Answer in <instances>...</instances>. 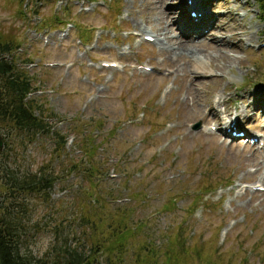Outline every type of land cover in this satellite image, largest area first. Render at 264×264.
<instances>
[{"label": "rangeland", "instance_id": "1", "mask_svg": "<svg viewBox=\"0 0 264 264\" xmlns=\"http://www.w3.org/2000/svg\"><path fill=\"white\" fill-rule=\"evenodd\" d=\"M67 1V10L65 3L56 8L66 22L63 27L46 28L53 30L46 40L35 28L44 22L41 16L48 12L47 5L41 15L24 20L17 16V0H0V35L16 37V44L23 41L22 51L36 58L34 84L39 83L41 91L32 98L43 104L52 132L18 152L17 159L23 160L25 168L31 161L35 169L42 160L58 168L61 160L67 164L81 159L77 145L81 132L96 137L99 147L94 160L102 158L97 163L103 175L95 183L96 191L100 197L119 198L105 203L112 211L133 210L130 222L140 224L126 238L127 251L117 264L140 263L135 253L139 242L147 244L150 264H163L161 250L170 245L168 236L176 235L180 226L184 264H264V150H257L260 144L228 138V128L225 132L208 104L193 117L195 103L208 100L220 118L227 117L228 122L235 115L240 130L264 140V14L256 0L229 2L237 9V18L252 26L253 45L244 37L239 50L220 48L211 36H222L227 42L224 36L229 38L230 32L224 22L214 23L219 12L214 7L209 13L207 5L202 22L208 25L204 32L210 37L203 43L214 48L196 39L187 46L197 52L190 61L177 57L180 51L174 48L167 53L165 40L164 44L144 40L148 32L156 35L166 26L172 44L179 35L196 34L201 24L191 19L188 0H183L185 5L182 0H93L96 4L87 6V12L77 0ZM219 9L228 14L226 4L223 7L221 2ZM225 21L231 24V17ZM67 25L71 27L63 37L58 32ZM90 34L97 39L92 43L95 53L84 47L90 42H82ZM103 62L110 66H100ZM194 67H204L206 73L198 75ZM192 82L200 85L198 92L191 90ZM203 111L210 115L208 119ZM198 123L200 128L194 130ZM1 165L0 161V177ZM79 178L68 175L48 191V198L27 196L21 203L28 206L27 212L14 209L24 226L22 246L27 255L52 262L75 252L88 256L94 230L78 219L82 201L76 204L73 199ZM227 181L232 184L226 186ZM209 186L214 190L205 193ZM128 194H134L133 200L125 201ZM171 197L176 202L167 207ZM105 210L92 211L97 222L99 212ZM104 217L102 231L107 232L112 216Z\"/></svg>", "mask_w": 264, "mask_h": 264}, {"label": "trees", "instance_id": "2", "mask_svg": "<svg viewBox=\"0 0 264 264\" xmlns=\"http://www.w3.org/2000/svg\"><path fill=\"white\" fill-rule=\"evenodd\" d=\"M40 1H44L49 6V11L45 14H42V10L37 8V3ZM17 2V10H19V16H17L22 19L20 16L23 15V5L26 0H17ZM55 2L56 0H28L26 6L33 14H42L41 17H45L41 24L43 26L62 24V19L52 10ZM256 2L264 8V0H256ZM14 29L16 28L14 27ZM11 37L0 35V134L5 148L0 151L1 168L3 169V174L0 177V264H117L121 256L127 251L126 238L131 237L132 231L135 229L133 225L138 228L139 222L133 225L130 222L133 210L122 208L115 211L110 210L111 205L105 202H108L107 199L110 200L112 196L100 197L96 191L95 183L100 182L103 177L99 173L97 163L102 158L94 160L95 152L99 147L96 144V137L81 132V138L77 141L82 152L81 159L72 163L68 160L67 164L61 160L58 168L56 165L52 166L50 161L44 163V160L35 165V169H33V163L25 168L23 167V160L17 159L18 152H25L29 145L36 143L37 138L45 137L51 132V129L44 119V110L37 103V100L27 99L28 93L36 87L32 78L16 66L14 52L20 44L15 43L16 37ZM26 61L29 62L30 57H27ZM58 135L59 133L56 134V136ZM80 141H84V143L81 144ZM61 150L62 148L58 151L61 152ZM83 158L86 159L85 163L82 162ZM72 173L80 177L76 182L77 186L73 199L76 204H78L79 199L82 201L83 208L80 210L81 214L78 219L84 220V224L89 223V226L91 224L94 230L91 234V248L87 247L91 251H86L88 256H85V253L75 252L54 262L35 259L24 252L21 236L24 226L18 219V211L14 209L27 212L28 206L21 204L27 196L42 194L48 198V191L55 184L64 183L68 175ZM222 179L224 178L222 177ZM212 189L211 186L206 187L204 192H210ZM134 194L127 196L133 200ZM112 198L119 199L116 196ZM174 202H176L174 197L169 198V202L166 203L167 207L174 205ZM106 206L109 208L108 211L105 210ZM126 206V204L123 205V207ZM97 209L105 210L99 212V222L95 220L92 214V211ZM109 214L113 217L108 220L110 230L106 229L107 232H103L102 227L105 228L103 226L104 216ZM182 228L183 226H180L177 229L176 235L168 236L170 241L167 242L170 245L161 250L164 256L163 264H184L182 258L185 254H182L181 251L185 252L186 248H184L185 239L181 237ZM101 232L104 233L101 234L102 238L98 236ZM106 238L107 240H105ZM137 245L139 246L135 253L140 259L138 264H150V257L145 253L147 244L139 242ZM178 248H182V250ZM192 251L195 250L192 249ZM91 253L93 260L90 259ZM100 257H103V260H99ZM95 260L96 262H94ZM133 264L137 263L134 262Z\"/></svg>", "mask_w": 264, "mask_h": 264}, {"label": "bare ground", "instance_id": "3", "mask_svg": "<svg viewBox=\"0 0 264 264\" xmlns=\"http://www.w3.org/2000/svg\"><path fill=\"white\" fill-rule=\"evenodd\" d=\"M221 2L223 3V7H225V4L227 5V7L229 9V10H227L228 14H226V13L219 14L214 23L217 24V23H220L221 21L224 22L225 30L230 32V37L227 38V36H224V39L228 40L227 42H223L222 36H219V37L211 36V37L212 38L214 37V40L216 42H219V44L221 45L220 48H226L227 46H232L233 51L239 50L240 47L242 46L243 42H244V39H243L244 37L250 42L253 41L252 35L250 33V29L252 28V26L249 25L248 20H243V19L237 18V9H233L230 6V4H229L230 0H220L219 2H217V5L220 6ZM195 7L198 9V11H201V8L204 9V7H201V8H199L198 6H195ZM176 10H177V8H175V11ZM180 15H182V13H179V16ZM200 15H201L200 21H203L207 15V11L203 10ZM228 15L231 17V20H232L231 24H228V22L225 21V17ZM175 24H177V19H175ZM158 30H159V32L156 35H152L149 32L147 34H150L151 36H153L155 38V40L157 41V43H159V44H164V40H165L166 42L169 43L168 46L166 47L167 53L171 54L172 53L171 48H174V52L180 51V53H179V55H177V57L185 56V58H187L188 61L192 60V58H194L195 54H197L196 51H194L192 49H190V51H189V48H187V46H189L191 43L194 44V41L196 39L199 40L198 43L200 45L207 46V47H210L212 49L214 48V46L212 47L210 45L203 43V41H205L206 39H208L210 37L207 34H204V31L200 32V30H199L198 33L191 34V35H179V38L177 39L178 42L177 43L173 42V44H172L171 43L172 38L167 37V34L169 33L168 26H166L165 28H160ZM198 35H201L202 37L196 38V36H198ZM202 70H205L204 67H194L193 68V71L198 75H200L202 73H206V72H202ZM198 86H200V85L195 83V82H192L191 83V90L193 92H198V91H196ZM260 100H262V99H259V101ZM206 104L209 105V112H211L214 119L215 118L217 119L218 123L223 124L227 121V117L220 118V115L216 111V108L214 106H212L211 103L209 104L208 100L206 102L202 101L201 103H199V102L195 103L197 110H193V113H195V116H193V117H197L198 111H200L201 108L204 107ZM203 114H204L203 116L207 119L210 117V115L204 113V111H203ZM228 114H230V113H228Z\"/></svg>", "mask_w": 264, "mask_h": 264}, {"label": "water", "instance_id": "4", "mask_svg": "<svg viewBox=\"0 0 264 264\" xmlns=\"http://www.w3.org/2000/svg\"><path fill=\"white\" fill-rule=\"evenodd\" d=\"M198 126V125H197Z\"/></svg>", "mask_w": 264, "mask_h": 264}]
</instances>
